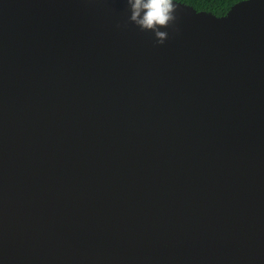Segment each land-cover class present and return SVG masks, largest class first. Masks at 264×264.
<instances>
[{
	"label": "water",
	"instance_id": "1",
	"mask_svg": "<svg viewBox=\"0 0 264 264\" xmlns=\"http://www.w3.org/2000/svg\"><path fill=\"white\" fill-rule=\"evenodd\" d=\"M0 0V264H264V0Z\"/></svg>",
	"mask_w": 264,
	"mask_h": 264
},
{
	"label": "clouds",
	"instance_id": "2",
	"mask_svg": "<svg viewBox=\"0 0 264 264\" xmlns=\"http://www.w3.org/2000/svg\"><path fill=\"white\" fill-rule=\"evenodd\" d=\"M131 10L130 21L141 31H151L159 44H163L167 33L161 31L167 28L176 17V5L173 0H127Z\"/></svg>",
	"mask_w": 264,
	"mask_h": 264
},
{
	"label": "trees",
	"instance_id": "3",
	"mask_svg": "<svg viewBox=\"0 0 264 264\" xmlns=\"http://www.w3.org/2000/svg\"><path fill=\"white\" fill-rule=\"evenodd\" d=\"M191 6L196 11L210 12L215 16H223L235 3L242 0H174Z\"/></svg>",
	"mask_w": 264,
	"mask_h": 264
}]
</instances>
